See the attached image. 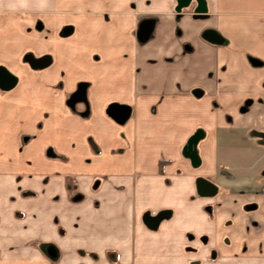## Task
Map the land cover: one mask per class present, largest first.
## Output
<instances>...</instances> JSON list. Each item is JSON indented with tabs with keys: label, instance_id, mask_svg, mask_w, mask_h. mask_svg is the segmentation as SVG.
Listing matches in <instances>:
<instances>
[{
	"label": "crops",
	"instance_id": "obj_1",
	"mask_svg": "<svg viewBox=\"0 0 264 264\" xmlns=\"http://www.w3.org/2000/svg\"><path fill=\"white\" fill-rule=\"evenodd\" d=\"M202 2L0 0V264H264V0Z\"/></svg>",
	"mask_w": 264,
	"mask_h": 264
},
{
	"label": "water",
	"instance_id": "obj_2",
	"mask_svg": "<svg viewBox=\"0 0 264 264\" xmlns=\"http://www.w3.org/2000/svg\"><path fill=\"white\" fill-rule=\"evenodd\" d=\"M191 1L192 0H176L177 8L187 7ZM193 1L196 3L194 12L197 14H201L203 12L202 0H193ZM149 28H150V24L147 21H143L142 23H140L137 31L139 40H144L147 37L150 30ZM212 41L215 42L216 39ZM46 62L47 61L45 59H41V60L33 61L32 64L34 66L41 67L45 65ZM13 83H14V77L5 68L0 67V89L6 90L10 88L13 85ZM193 93L194 95H196L195 92ZM80 94L81 91L78 88L77 91L70 96V100H72L75 97H78ZM110 108H112L111 114L116 119L122 120L123 118H125L127 114L126 108L117 105H112L110 106ZM113 109L117 110V113H115ZM202 136H203L202 130H197L193 132L186 140L185 145L182 147V155L187 157L193 166H197L199 163V158L195 152V149L198 139H200ZM194 184H195V192L200 197H212L216 194L217 191L216 185L211 181L205 179L204 177L201 176L196 177ZM206 209H208V207H206ZM169 213H170L169 210H160L155 215L152 216L149 214L148 211H145L142 214V220L149 229L154 230L157 227L159 221L167 218L169 216ZM146 219H148L149 222H147Z\"/></svg>",
	"mask_w": 264,
	"mask_h": 264
},
{
	"label": "flooded vegetation",
	"instance_id": "obj_3",
	"mask_svg": "<svg viewBox=\"0 0 264 264\" xmlns=\"http://www.w3.org/2000/svg\"><path fill=\"white\" fill-rule=\"evenodd\" d=\"M197 14V13H196ZM216 39V38H215ZM216 41H217V39H216ZM113 111H115V113H117V110H115V109H113ZM189 138V137H188ZM198 141H199V139H198ZM197 141V142H198ZM197 144V143H196ZM186 152V151H185ZM216 194H217V191H216ZM215 194V195H216ZM214 195V196H215ZM214 196H212V197H214ZM158 212V211H157ZM156 212V213H157ZM156 213H154V214H150V215H155ZM146 221L147 222H149V220L148 219H146ZM161 221V220H160ZM146 225V224H145ZM147 226V225H146ZM187 237L189 238V239H191V240H193V239H195V237H194V235H193V233H187ZM196 240L199 242V244L200 245H202V246H205L206 244H207V238H206V236H203V234L201 233V234H198L197 235V237H196ZM215 252H216V250H215V248H210L209 249V252H208V254H209V256H213L214 254H215Z\"/></svg>",
	"mask_w": 264,
	"mask_h": 264
},
{
	"label": "rangeland",
	"instance_id": "obj_4",
	"mask_svg": "<svg viewBox=\"0 0 264 264\" xmlns=\"http://www.w3.org/2000/svg\"><path fill=\"white\" fill-rule=\"evenodd\" d=\"M28 61H29V63L33 66V67H35L32 63H33V60H32V58L31 57H28ZM186 143V142H185ZM185 145V144H184ZM183 145V146H184ZM222 172L220 171V170H217V176H215V178H214V180H221V174ZM95 183V182H94ZM93 183V184H94ZM219 183H220V181H219ZM188 233H190V232H188ZM206 232L203 230V236H206V238H207V241L209 240V238H208V236L209 235H207V233L205 234Z\"/></svg>",
	"mask_w": 264,
	"mask_h": 264
}]
</instances>
